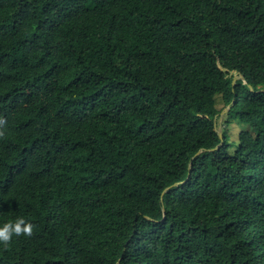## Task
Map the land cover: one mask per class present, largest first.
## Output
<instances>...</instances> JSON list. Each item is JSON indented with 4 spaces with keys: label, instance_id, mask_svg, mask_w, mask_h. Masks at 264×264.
<instances>
[{
    "label": "trees",
    "instance_id": "1",
    "mask_svg": "<svg viewBox=\"0 0 264 264\" xmlns=\"http://www.w3.org/2000/svg\"><path fill=\"white\" fill-rule=\"evenodd\" d=\"M0 119V264H264V0H0Z\"/></svg>",
    "mask_w": 264,
    "mask_h": 264
},
{
    "label": "clouds",
    "instance_id": "2",
    "mask_svg": "<svg viewBox=\"0 0 264 264\" xmlns=\"http://www.w3.org/2000/svg\"><path fill=\"white\" fill-rule=\"evenodd\" d=\"M5 123L4 120L0 119V126ZM4 136V132L0 131V137ZM33 225L26 222L23 218H18L15 223H5L3 227H0V243H2L5 248L11 243L13 235L15 236H28L31 237L33 234Z\"/></svg>",
    "mask_w": 264,
    "mask_h": 264
},
{
    "label": "water",
    "instance_id": "3",
    "mask_svg": "<svg viewBox=\"0 0 264 264\" xmlns=\"http://www.w3.org/2000/svg\"><path fill=\"white\" fill-rule=\"evenodd\" d=\"M237 79H243V78H242L241 75H239V76H234V78H233V80H232V83H234ZM249 87L251 88V86H249ZM227 110H228V107H226V108L220 113V116H222L223 113L226 112ZM216 131H217L218 137H219L220 139H222V131H221V128L218 127ZM220 144H221V143H220ZM220 144H219V145H220ZM219 145H218V146H219ZM218 146H217V147H218ZM217 147H216V148H217ZM198 153H199V151H198L196 154H198ZM189 171H190V166H189ZM177 184H178V183H175L174 185H177ZM174 185H173V186H174ZM167 189H168V188H166L164 191H166Z\"/></svg>",
    "mask_w": 264,
    "mask_h": 264
},
{
    "label": "rangeland",
    "instance_id": "4",
    "mask_svg": "<svg viewBox=\"0 0 264 264\" xmlns=\"http://www.w3.org/2000/svg\"><path fill=\"white\" fill-rule=\"evenodd\" d=\"M217 124H220L219 120H218ZM239 128H242V127L233 124L230 128H228V134H233L234 132H237L239 130Z\"/></svg>",
    "mask_w": 264,
    "mask_h": 264
}]
</instances>
